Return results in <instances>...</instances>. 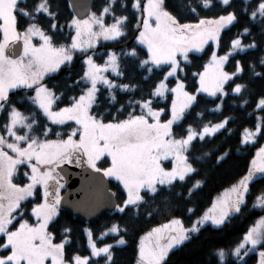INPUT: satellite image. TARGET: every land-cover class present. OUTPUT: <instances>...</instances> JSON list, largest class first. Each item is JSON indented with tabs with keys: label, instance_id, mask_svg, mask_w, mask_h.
Returning a JSON list of instances; mask_svg holds the SVG:
<instances>
[{
	"label": "snow or ice",
	"instance_id": "obj_1",
	"mask_svg": "<svg viewBox=\"0 0 264 264\" xmlns=\"http://www.w3.org/2000/svg\"><path fill=\"white\" fill-rule=\"evenodd\" d=\"M216 8L222 14L200 15ZM58 15L53 0H0V264H100L93 258L116 264L115 250L126 244L127 226L112 223L100 233L118 235L113 243H98L85 229L88 255L66 252L70 228H63L62 239L54 242L49 227L62 203V166L74 164L114 178L125 195L121 205L111 206L121 214L179 186L182 191L174 195L196 216L195 198L207 182L202 167L209 160L219 167L230 155V150L217 155L223 145L208 151L204 145L217 134L233 131L227 127L233 117L213 122L205 120V113L222 115L226 103L237 101L242 108L255 104L264 113V0H196L195 7L191 0L187 5L182 0H106L85 19L72 16L67 32ZM188 17L194 22H181ZM238 24L241 28L223 42L224 30ZM128 32L134 34L131 44L119 50L101 44L97 50L99 41L119 43ZM194 53L207 62L193 64L189 57ZM74 56L82 57L75 70ZM226 65L233 70L226 71ZM61 72L65 75L55 79ZM16 90L23 94L17 97ZM120 94L128 95L125 103ZM201 94L214 98V107L195 112ZM101 98L109 107L94 112L101 108ZM257 134L264 138V115L243 129L240 144H249ZM104 164L109 166H98ZM258 178H264V145L246 172L190 227L173 216L141 236L135 264H162L169 249L189 241L207 221L222 227L247 207ZM94 183L95 175L89 177L85 197L75 204L93 203L89 190ZM252 207L264 211V186ZM257 245L264 248V216L235 247L214 248L209 256L217 257V264H247ZM258 255L257 264H264V250Z\"/></svg>",
	"mask_w": 264,
	"mask_h": 264
},
{
	"label": "trees",
	"instance_id": "obj_2",
	"mask_svg": "<svg viewBox=\"0 0 264 264\" xmlns=\"http://www.w3.org/2000/svg\"><path fill=\"white\" fill-rule=\"evenodd\" d=\"M105 2L106 0H94L91 7V12H98L104 6ZM168 2L169 4H179L181 0H168ZM182 2L187 5L189 0H182ZM191 3L192 6H196V0H191ZM53 4L59 9L58 23L65 25V32L69 31L66 21L70 20L74 15L71 11L68 0H53ZM198 11H200V9H198ZM124 14L128 15V13ZM219 14L222 13L218 8L212 9L211 11H200L201 16H213ZM40 20L45 26H47L48 20L46 18L41 16ZM132 22L135 23L134 19ZM181 22H194V20L191 17H188L187 19L181 20ZM240 28L241 25L238 24L235 27H231L230 31L224 30L222 33L224 36L223 42H227L229 37L236 33ZM133 38L134 34L132 32H128L127 36L120 40L119 43L112 41L102 42L97 45V50L100 49L101 44H103L106 48L119 50L124 43L131 44L133 42ZM205 47L207 49L208 46ZM249 55H254V53H250ZM237 58H239V56ZM74 59L76 61L74 70L79 69L80 60L82 58L79 56H74ZM189 59L193 64L200 65L206 62L207 57L203 56L202 54L194 53L190 55ZM97 62L103 63V60H97ZM197 70H202V68L190 69V71ZM225 70L231 71L233 69L226 65ZM64 75L65 73L61 72L55 77V79L59 80ZM109 78H112V76ZM122 82L126 83L127 81ZM16 91L17 97L23 94L21 90ZM29 94L31 95L32 93L30 92ZM15 98L16 97H14V99ZM128 98V95L124 94H120L118 97L121 103H125ZM213 99L214 98L205 94H201V103L195 107L194 111L203 112L205 108L210 109L214 107L212 104ZM226 99L230 100L231 97ZM167 102L170 103V98ZM100 103L102 105L101 108L93 109L94 112H102L105 110V108L109 107L103 98H101ZM118 106L119 105H117V107ZM160 106L163 107L164 104L161 103ZM109 111L114 112L115 109L109 108ZM249 113L253 114L250 116ZM126 114L127 113H125V116ZM261 115H264V113L256 110L255 104H250L242 108L238 101L235 104L226 103L222 108V115L205 113V120H212L213 122L222 120L224 116L233 117L234 119L227 125V127L233 129V131L230 135L217 134L214 138H212L211 144L204 145V151H208L212 145H223L221 152H218L217 155H221L224 150H230V155L219 167H215L214 161L211 160H209L207 164L202 167V171L207 175V182L203 185L202 190L197 193V197L195 198L197 200L199 209L196 216H190V214L185 210L183 202L174 195L175 192L182 191V189L177 186L173 192L161 191L155 196L154 202H150L149 205L140 207L138 209L128 207L126 212L123 214L113 209L112 211L106 212L90 222H85L82 219L65 212L64 210L59 209L55 224L49 227V231L53 232L54 234V242H59L60 239H62L59 233L63 228H70L71 232L69 239L71 240V245H66V252L71 254L79 250V254L88 255L89 249L87 246L85 229L88 227L93 232L94 239H97L98 243H113V239L119 238L118 235L107 234L103 237H100V233L112 223H118L121 228L125 226L128 227V235L125 236L126 244L118 246L115 250L116 264H134L137 253V241L141 234L150 228L169 220L173 216L181 218L185 227L190 226L191 221H193L207 206L210 205L214 195L237 181L240 176L246 172L247 165L254 156L255 150L264 142V138H261L259 134H257V138L254 143L241 145V134L245 127L252 128V126L256 123V117ZM48 123L50 127L55 128L57 131L64 130L62 126L58 127L51 125L50 122ZM199 154L200 152L197 151L196 155ZM108 182L110 189L115 194L117 204H120L122 197L125 195L122 192L121 185L113 180H109ZM261 186H264V178L257 179L253 187L252 195L246 198L247 207H244L240 214H233L232 219L226 222L222 227H214L211 225L201 226V230L197 234H193L189 241H185L179 246L171 249L162 264H207L209 259H211V264H217L218 258L214 256L210 257L209 253L217 247L227 248L235 246V243L238 242L239 238L242 237L247 228L250 227L258 217L264 215V211H261L259 208L254 209L252 207L253 197L257 194V190ZM35 202L36 201L34 200L32 201V203ZM188 206L192 207V205ZM24 218L29 219V216L26 215ZM32 220L34 219L31 218L30 222H32ZM93 259L100 260V264H103L102 258ZM231 260L233 262L235 261L234 258H231ZM246 260L247 264H255L257 262V256L256 254L251 253L246 257Z\"/></svg>",
	"mask_w": 264,
	"mask_h": 264
},
{
	"label": "water",
	"instance_id": "obj_3",
	"mask_svg": "<svg viewBox=\"0 0 264 264\" xmlns=\"http://www.w3.org/2000/svg\"><path fill=\"white\" fill-rule=\"evenodd\" d=\"M71 11L78 19L87 17L91 11L94 0H68ZM21 47V45H20ZM65 172L63 176L64 193L62 194V203L60 209L65 212L90 222L100 217L106 212L112 211L117 204L115 195L109 203V195L114 194L109 188L108 179L100 174H93L91 169L87 167H77L74 164L64 165ZM95 175V183L91 187L90 194L93 203L88 207H82L75 204L85 197V189L88 186L89 177Z\"/></svg>",
	"mask_w": 264,
	"mask_h": 264
},
{
	"label": "rangeland",
	"instance_id": "obj_4",
	"mask_svg": "<svg viewBox=\"0 0 264 264\" xmlns=\"http://www.w3.org/2000/svg\"><path fill=\"white\" fill-rule=\"evenodd\" d=\"M85 18H87V17H85ZM85 18H83V19H85ZM38 37H36V38H34V42H36V41H38ZM102 42H106V41H99L98 42V44H100V43H102ZM211 43V42H210ZM97 44V45H98ZM21 48H22V43H21ZM82 58V57H81ZM206 62H207V60H206ZM205 95H207V94H205ZM74 126V125H73ZM242 134H243V132H242ZM242 134H241V136H242ZM256 140V139H255ZM255 140H253L252 142H250L249 144H251V143H254L255 142ZM262 145H264V142L255 150V154H256V152H257V150L262 146ZM255 154H254V156H255ZM253 158V157H252ZM252 158H251V160H252ZM109 159V163H110V158H108ZM98 166H100V167H107V166H109V164H105V165H98ZM166 166H170V164H167ZM108 180H113V181H116L114 178H108V177H106ZM117 182V181H116ZM236 182V181H235ZM61 183H63V181H61ZM232 185V184H231ZM231 185H229V186H227L226 188H224L222 191H220L219 193H217L216 195H214L213 196V198H212V201L213 200H215V199H218V198H220V197H222L224 194H225V189H228V188H230L231 187ZM122 187V186H121ZM64 191V187L61 189V192H60V195L62 196V194L64 193L63 192ZM212 201H211V203H210V205L209 206H207L202 212H201V214L203 213V212H206L208 209H210L211 207H212ZM122 204V201H121V203L120 204H117V205H121ZM116 210V209H115ZM201 214H199V215H201ZM198 215V216H199ZM262 216H264V215H262ZM261 217V216H260ZM260 217H258L257 219H259ZM197 218V217H196ZM195 218V219H196ZM34 219V218H33ZM171 219V218H170ZM194 219V220H195ZM256 219V220H257ZM255 220V221H256ZM168 221V220H167ZM167 221H165V222H162V223H160V224H158V225H156V226H154V227H159L160 225H162V224H164V223H166ZM254 221V222H255ZM253 222V223H254ZM205 225H211V226H214V225H212L211 224V221H207L206 223H205ZM253 225V224H252ZM251 225V226H252ZM111 226V225H110ZM109 226V227H110ZM250 226V227H251ZM154 227H152V228H154ZM188 227H190V226H188ZM214 227H218V226H214ZM108 228V227H107ZM107 228L103 231V232H106V230H107ZM152 228H150L149 230H147V231H145L143 234H141L140 236H139V238H138V241H137V250H138V245H139V243H140V237L141 236H144L146 233H148V232H150L151 231V229ZM86 229H88V230H90L88 227L86 228ZM107 234H113V233H107ZM85 235H86V240H87V246H88V237H87V233H86V231H85ZM0 242H2V240H0ZM179 246V245H178ZM175 247H177V246H175ZM174 247V248H175ZM233 247H235V246H233ZM89 249V248H88ZM173 249V248H172ZM171 249H169V251H170ZM262 250H264V248H261L259 245H257L256 246V248H255V251H252V252H249V254H251V253H254V254H256V256H257V261H258V259H259V255H258V253H259V251H262ZM89 252H90V249H89ZM137 254V253H136ZM232 258H234L235 259V257H232ZM134 264H135V262H134ZM255 264H257V262L255 263Z\"/></svg>",
	"mask_w": 264,
	"mask_h": 264
}]
</instances>
